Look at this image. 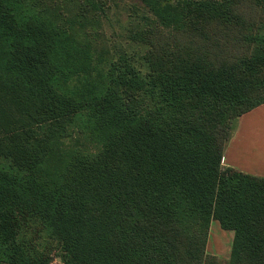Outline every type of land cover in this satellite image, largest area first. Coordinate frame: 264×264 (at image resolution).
<instances>
[{"label": "trees", "instance_id": "1", "mask_svg": "<svg viewBox=\"0 0 264 264\" xmlns=\"http://www.w3.org/2000/svg\"><path fill=\"white\" fill-rule=\"evenodd\" d=\"M142 1L146 73L97 67L104 1L0 0V264H52L39 229L62 264H222L213 221L264 264V177L223 165L264 104V0Z\"/></svg>", "mask_w": 264, "mask_h": 264}, {"label": "rangeland", "instance_id": "2", "mask_svg": "<svg viewBox=\"0 0 264 264\" xmlns=\"http://www.w3.org/2000/svg\"><path fill=\"white\" fill-rule=\"evenodd\" d=\"M102 1L105 2L102 4L104 7L96 13V21L92 22L85 32L88 45L95 55L97 67L103 69L112 60H117L120 56H127L137 68L146 73L144 55L148 48L136 40L134 35L137 31L135 27L138 22L145 23L143 19L146 14H149L148 9L142 0ZM241 117L249 120V112ZM241 117L234 120L232 134L237 129ZM249 133L252 134L254 140H264V127L259 126ZM67 143L69 146H84L86 141L75 134L74 137L68 139ZM35 239L41 249L51 254L53 257L52 264H62L57 241L46 236L41 229L35 235ZM233 240L234 232L222 229L219 222L213 221L206 248L207 255L217 259L222 264H230Z\"/></svg>", "mask_w": 264, "mask_h": 264}, {"label": "crops", "instance_id": "3", "mask_svg": "<svg viewBox=\"0 0 264 264\" xmlns=\"http://www.w3.org/2000/svg\"><path fill=\"white\" fill-rule=\"evenodd\" d=\"M264 104L249 112V120L241 117L232 134L223 158V165L264 177V140H254L249 132L264 126Z\"/></svg>", "mask_w": 264, "mask_h": 264}]
</instances>
